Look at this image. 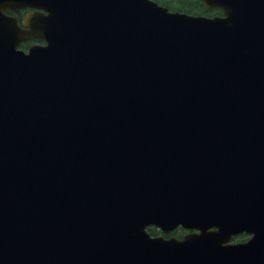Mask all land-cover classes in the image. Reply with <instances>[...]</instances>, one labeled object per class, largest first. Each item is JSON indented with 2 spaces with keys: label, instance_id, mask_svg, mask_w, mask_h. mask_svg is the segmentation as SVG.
<instances>
[{
  "label": "water",
  "instance_id": "obj_1",
  "mask_svg": "<svg viewBox=\"0 0 264 264\" xmlns=\"http://www.w3.org/2000/svg\"><path fill=\"white\" fill-rule=\"evenodd\" d=\"M201 1L0 0V264H264V0Z\"/></svg>",
  "mask_w": 264,
  "mask_h": 264
},
{
  "label": "trees",
  "instance_id": "obj_2",
  "mask_svg": "<svg viewBox=\"0 0 264 264\" xmlns=\"http://www.w3.org/2000/svg\"><path fill=\"white\" fill-rule=\"evenodd\" d=\"M160 5L168 7L170 11L173 12H181V13H187L193 16H205V17H215V16H223V11L220 9H214V10H207L201 0H156ZM25 11L21 12L20 19L23 18V13ZM39 43H42V41H38ZM29 43H25L21 45V49L27 50ZM148 231L152 236L160 235L161 232L156 228H149ZM186 231L179 228L177 229L173 234L181 238L183 234ZM247 239V235H241L236 238L237 242L245 241Z\"/></svg>",
  "mask_w": 264,
  "mask_h": 264
},
{
  "label": "flooded vegetation",
  "instance_id": "obj_3",
  "mask_svg": "<svg viewBox=\"0 0 264 264\" xmlns=\"http://www.w3.org/2000/svg\"><path fill=\"white\" fill-rule=\"evenodd\" d=\"M156 3H158L156 0H154ZM159 4V3H158ZM160 5V4H159ZM160 6H162V5H160ZM163 7H165V6H163ZM166 8H168V7H166ZM169 9V8H168ZM27 12H31V11H25L24 13H23V17L26 15V13ZM21 14V12L20 13H18L17 14V16L19 17V21L21 20L20 19V15ZM9 15H15V14H13V13H9ZM223 16H224V12H223ZM23 19V18H22ZM188 234V232H185L184 234H183V236L181 237V238H178V237H176L173 233L172 234H170V235H164V234H160V235H157V236H163L165 239H170V238H175V239H177V240H181L185 235H187ZM232 243H237V241H236V239H234L233 241H232Z\"/></svg>",
  "mask_w": 264,
  "mask_h": 264
}]
</instances>
